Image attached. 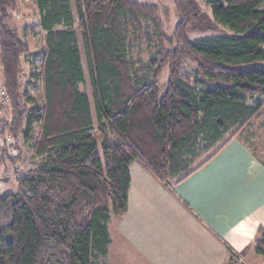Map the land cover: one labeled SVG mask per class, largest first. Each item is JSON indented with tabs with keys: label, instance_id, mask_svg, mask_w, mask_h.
<instances>
[{
	"label": "trees",
	"instance_id": "16d2710c",
	"mask_svg": "<svg viewBox=\"0 0 264 264\" xmlns=\"http://www.w3.org/2000/svg\"><path fill=\"white\" fill-rule=\"evenodd\" d=\"M263 1L206 0L207 13L196 0H174L178 21L167 36L156 4L74 0V25L70 0H35L44 32L34 54L40 64L30 74L41 82L38 101L28 87L35 81L25 89L21 82L29 45L6 23L15 0H0V85L9 107L8 117L0 116L2 160L6 146L16 149V139L29 143L39 128L32 166L15 171V194L0 198L7 220L0 224V264H94L107 254L111 214L127 210L131 163L176 184L258 117L264 105ZM141 20L151 24L155 38L156 50L145 61L133 57L141 36L151 41ZM216 27L230 33L188 38V31ZM187 59L193 68H186ZM83 61L93 107L79 87ZM251 245L264 256V227Z\"/></svg>",
	"mask_w": 264,
	"mask_h": 264
},
{
	"label": "crops",
	"instance_id": "0c3cea01",
	"mask_svg": "<svg viewBox=\"0 0 264 264\" xmlns=\"http://www.w3.org/2000/svg\"><path fill=\"white\" fill-rule=\"evenodd\" d=\"M256 152L237 134L172 186L131 163L127 210L109 222L122 230L133 262L254 263L261 255L251 241L264 227V161Z\"/></svg>",
	"mask_w": 264,
	"mask_h": 264
},
{
	"label": "rangeland",
	"instance_id": "374dc122",
	"mask_svg": "<svg viewBox=\"0 0 264 264\" xmlns=\"http://www.w3.org/2000/svg\"><path fill=\"white\" fill-rule=\"evenodd\" d=\"M141 4H156L158 6V18L162 25L163 32L170 36L173 30L174 25L178 21V14L175 7L174 0H132ZM197 4L199 5L200 9L204 12L209 13V7L206 4V0H196ZM71 10L75 16V6L74 0H70ZM264 8V5L262 6ZM10 18L8 19L7 24H10L16 28L18 31L20 39L26 41L29 45V51L26 55L22 57V73H21V82L23 84V89L27 88V81L30 78V74L33 69H37L40 64V58L34 55L38 52L43 43V35L44 32L41 30L38 22V10L36 8L35 0H15V9L13 11H9ZM142 22V26H147V30L151 35L150 45H147L145 41V36H141V43H140V50L138 52L133 53V57L135 59H140L142 61L147 60L150 53L154 52L155 49V38L152 35V27L151 24L148 22ZM74 25H77V17L75 16ZM77 28V26H76ZM78 32V29H77ZM229 34L230 31L227 28L216 27L213 31H188L187 35L190 40L195 39H204L209 38L214 35L218 34ZM79 34V33H78ZM78 46L82 51V44L80 37L78 35ZM150 46V48H149ZM136 50V49H135ZM185 66L187 69H191L194 67V63L189 59L185 61ZM83 70H84V82L79 86L81 90L85 91L90 98L91 107L92 106V98H91V91H90V83L88 78L87 68L83 61ZM166 78V71H164L160 76V82H163ZM2 80L1 71H0V82ZM34 82L33 85L28 86L30 94L36 98L38 101L42 99V89H41V82L39 78L31 79ZM1 89V85H0ZM5 98V97H2ZM259 99L263 100L264 96L259 97ZM30 106V105H29ZM0 116L8 117L9 114V107L8 102L5 98V102L0 105ZM38 126L34 127V131L32 134V138L29 143H24L22 139H16V149L13 145L6 146L4 150V154L6 158L2 160L1 156L0 159V176H9V179L5 182L0 181V198L6 197L11 194H15L16 192V182L13 178L15 171H19L22 169H26L32 166L33 157H32V144L36 138V134L38 133ZM242 137L248 146L255 149L257 152L256 154L264 161V105L263 109L258 117L251 119V122L248 126L240 129L236 135ZM235 135L231 136V139ZM229 138L228 135L222 138V140L215 145L211 146L209 149L204 150L200 153L198 157H196L193 162L190 164L187 170L197 166L199 163L204 161L207 157H209L215 149H217L225 140ZM227 138V139H228ZM230 140V139H229ZM11 141V140H10ZM2 146H0V154H2ZM18 155V158H15V155ZM215 156V155H214ZM213 156V157H214ZM212 159V158H211ZM208 162V161H207ZM139 164L138 162H135ZM205 164V163H204ZM203 165V164H202ZM202 167V166H201ZM200 168V167H199ZM160 181L164 182L167 185H174V180H164L161 177H157ZM5 208L0 205V224L2 227L6 226V218H5ZM113 214H111L112 220L116 219ZM121 217V216H119ZM112 220L108 223V232L110 237L112 238V244L108 248V253L105 256L98 257L94 264H135L133 262V258L136 256L132 250L127 245L124 244V236L122 235V230L115 229L114 225L115 221ZM254 238V237H253ZM253 246V245H251ZM233 254V252H231ZM234 255V254H233ZM248 259L241 260L239 264H249L246 262ZM254 261V260H253ZM252 264H264V256H260L259 258L255 259V262Z\"/></svg>",
	"mask_w": 264,
	"mask_h": 264
},
{
	"label": "built area",
	"instance_id": "2783aa9c",
	"mask_svg": "<svg viewBox=\"0 0 264 264\" xmlns=\"http://www.w3.org/2000/svg\"><path fill=\"white\" fill-rule=\"evenodd\" d=\"M2 97H4V91L0 89V105L3 104V102H5V98ZM6 140H9V138L6 137Z\"/></svg>",
	"mask_w": 264,
	"mask_h": 264
},
{
	"label": "water",
	"instance_id": "95a60500",
	"mask_svg": "<svg viewBox=\"0 0 264 264\" xmlns=\"http://www.w3.org/2000/svg\"><path fill=\"white\" fill-rule=\"evenodd\" d=\"M9 179V176H0V181L5 182Z\"/></svg>",
	"mask_w": 264,
	"mask_h": 264
}]
</instances>
